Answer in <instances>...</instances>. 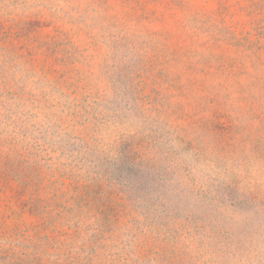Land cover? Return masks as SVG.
<instances>
[{"label": "rangeland", "instance_id": "374dc122", "mask_svg": "<svg viewBox=\"0 0 264 264\" xmlns=\"http://www.w3.org/2000/svg\"><path fill=\"white\" fill-rule=\"evenodd\" d=\"M0 264H264V0H0Z\"/></svg>", "mask_w": 264, "mask_h": 264}]
</instances>
